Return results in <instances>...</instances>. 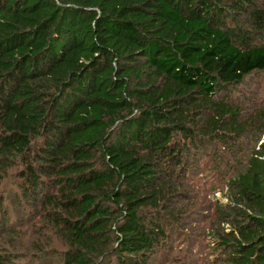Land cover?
I'll return each instance as SVG.
<instances>
[{
	"label": "trees",
	"instance_id": "1",
	"mask_svg": "<svg viewBox=\"0 0 264 264\" xmlns=\"http://www.w3.org/2000/svg\"><path fill=\"white\" fill-rule=\"evenodd\" d=\"M263 75L264 0H0V264H152L189 219L198 263L264 264Z\"/></svg>",
	"mask_w": 264,
	"mask_h": 264
},
{
	"label": "rangeland",
	"instance_id": "2",
	"mask_svg": "<svg viewBox=\"0 0 264 264\" xmlns=\"http://www.w3.org/2000/svg\"><path fill=\"white\" fill-rule=\"evenodd\" d=\"M231 94V98L233 101L237 103H243L244 107L249 108L250 110H253L254 107H264V75L262 77L256 76L254 81L247 80L245 83L240 84L239 86H236ZM243 100H246L244 102ZM264 139V134L261 137ZM250 146V143L248 147ZM226 150H222L219 152V155L217 156V164L214 162L211 163L212 166L217 165L220 168H212L214 171L209 173V175L206 178H202V184L204 181L209 182V195L210 197H223L221 188L225 185V182L223 179L218 177V173H220V170L226 169V171L236 173L238 171L237 167H235V159L230 156L229 152H225ZM216 158V159H217ZM229 159H232L231 162H229ZM232 169V170H231ZM219 170V171H218ZM204 191H206L204 186H201ZM203 194L205 197H208V193L204 192ZM198 195V194H197ZM203 195H199L200 201H198L201 205H206L207 199H205ZM21 212V210H20ZM198 219V217L193 218ZM187 220V219H186ZM192 219L188 220L184 225L180 226V230H175L174 228L170 230V227L168 228V232L171 235V238L168 239V245L167 247L160 253L158 258H156V262H153L152 264H206V260L202 258H199L198 263V255L202 254L204 255V252L208 250L206 246H203L205 243H208L206 238L200 236L199 230H191L190 228L187 229L185 227H195V226H189V225H195V222H192ZM26 225L29 227L26 223ZM42 223L39 225L41 226ZM177 227V226H175ZM184 227V232L181 231V228ZM179 228V227H177ZM25 230L28 228H24ZM33 229H36L34 227H31L29 229V232L25 234V237L23 238V245L24 249H31V247H35V245L32 244V241L34 237L36 236L33 232ZM38 231H44L46 233V239L47 240H53L54 242L51 243V246L58 245L57 239L55 235L46 229H38ZM20 239V238H19ZM17 241V240H14ZM13 241V242H14ZM5 245V243H4ZM172 245L173 250L170 251V246ZM44 249H47L44 248ZM189 254V257L185 258ZM189 258V259H188ZM17 264H57L54 258L52 256L47 257H41L40 259H35L34 257H28V258H21ZM211 259V258H210ZM213 260V258H212ZM209 260V261H212ZM18 261V260H17Z\"/></svg>",
	"mask_w": 264,
	"mask_h": 264
}]
</instances>
